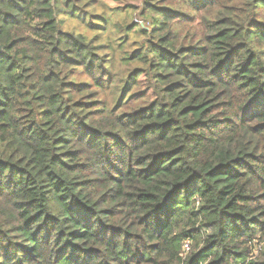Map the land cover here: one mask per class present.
<instances>
[{
    "label": "trees",
    "instance_id": "trees-1",
    "mask_svg": "<svg viewBox=\"0 0 264 264\" xmlns=\"http://www.w3.org/2000/svg\"><path fill=\"white\" fill-rule=\"evenodd\" d=\"M52 2L59 0H38L34 12L40 23L29 28V36L21 30L25 9L16 0H0V95L4 97L0 100V167L13 177L20 174V180L10 178L9 185L28 196L15 205L23 208L20 214L0 205L5 258L20 252L31 264L55 231L56 264L74 262L81 251L91 249L97 232L103 235L110 228L128 237L139 236L130 230L134 227L149 233L147 248L157 254L156 242L167 234L180 249L184 264H237L241 257L251 256V250L237 251L232 241L256 235L257 229L264 231V190L254 194L253 185L245 186L246 173L264 184V21H248L249 31L244 35L250 39L243 41L238 39L240 30L232 28L238 23L234 0H142L143 6L129 8L148 24L132 19L120 26L124 33L110 37L104 34L115 21L103 14L102 0L75 4L64 0L55 16L49 7ZM58 17L60 28H56ZM173 21L178 28L170 30L168 24ZM81 24L86 31L79 28ZM50 29H55L54 38ZM256 38L260 43L254 42ZM89 47L92 51L84 56ZM225 53L231 54L230 79L224 78L229 61ZM208 61L213 64L210 72ZM81 66L83 74L78 75ZM97 68H102L103 77L89 82ZM93 84L109 96L99 98ZM234 92L247 94L239 115L230 111ZM16 96L24 105L17 112L27 116L19 115L14 123L6 124ZM112 97L111 111L132 118L134 131L141 134L131 154L137 161L135 167L129 165L114 174L90 172L81 162V150L67 147L71 140L64 135L51 140L54 151L44 147L56 135L48 128L54 115L65 124L80 116L85 128L108 134L87 117L102 120ZM19 124L23 127L15 137L5 134ZM153 125L164 130L158 137L163 146L160 151L142 135ZM188 144L191 152H186ZM145 148L151 151L138 155ZM209 150L207 163L197 161L179 179H170L176 175L172 168H183L182 161L188 163L193 155ZM4 155L9 159H3ZM147 156H166L167 163L146 168L140 161ZM44 157L49 163L36 168V161ZM65 174H71V179ZM49 177L53 179L45 183ZM160 188L169 195L163 198V227L157 234L144 218L159 205ZM48 193L55 194V200ZM46 204L61 205L64 221H70L72 229L59 228L60 216L45 213ZM135 204L145 206L144 215L125 229L119 221L124 219L125 207ZM97 212L108 218L98 230L95 221L100 217L93 216ZM185 242L191 245L183 255ZM140 259H148L147 252ZM161 264H168L166 256H161Z\"/></svg>",
    "mask_w": 264,
    "mask_h": 264
},
{
    "label": "clouds",
    "instance_id": "clouds-1",
    "mask_svg": "<svg viewBox=\"0 0 264 264\" xmlns=\"http://www.w3.org/2000/svg\"><path fill=\"white\" fill-rule=\"evenodd\" d=\"M18 4H20L25 11L21 13V19L23 21L22 32L25 35H31L29 28L33 24H39L40 21L36 19L34 9L38 7L37 2H33V0H16ZM77 0H71L72 4H75ZM156 2V0H153ZM236 3L235 16L234 19L238 21V23L232 25L233 30L239 29L240 35L238 37L239 40L248 41L250 38L245 36L244 33L249 31L248 21L259 19L264 21V0H234ZM117 4L122 7L121 0H117ZM107 5V6H105ZM83 5H81L82 7ZM143 6V4H141ZM49 7L53 9V15H57L58 10L63 9L64 0H59V3L52 2ZM116 5L111 2V0H104V3L101 5V9L105 17L113 18L114 20H121L123 23H127L132 18H138L135 12L131 10L120 12L115 11ZM97 9H89V11H96ZM153 15V14H149ZM66 21L68 18L65 16L62 18ZM87 23V20L85 21ZM99 23V21H96ZM143 24L144 22L141 21ZM62 26L61 19L58 17L56 28H60ZM79 28L83 31L84 26L81 24ZM168 28L170 30H175L178 28V25L175 21L170 22L168 24ZM115 28L110 27V32L105 33V36L110 35L111 32H114ZM50 33L55 37V29H50ZM163 34V33H161ZM48 34H44V39L47 40ZM255 43H260L259 38H256ZM107 43V40L105 41ZM63 47L67 48L68 45H64ZM114 48L115 45H112ZM92 51L91 47H89L88 51L84 54L87 56L88 53ZM71 54V53H70ZM225 55L229 56V61H226L224 78L230 79L231 73L229 68L227 67L231 61V54L225 53ZM84 56H77V59H84ZM243 57H241L242 59ZM87 60H85V64ZM98 63V62H97ZM209 69L207 72L211 71V67L213 66L211 61H208ZM240 61H236V70L238 69ZM207 72L201 73V75H206ZM78 75L83 74V66L77 70ZM103 77L102 68H97L95 70V75L91 79L88 77H83L85 79H89V82H93L96 78ZM58 87V86H57ZM94 90L99 93V98H103L109 96L108 92H101L100 89L95 88L93 84ZM118 91V90H117ZM246 93L234 92L232 94V107L230 111H234L239 115L240 106L245 103ZM4 97L0 95V100H3ZM114 97H112L111 102L108 105V111L105 112L104 117L98 119L95 116L87 117V119L92 121L93 126H99L104 132L108 134H103L102 132L93 131V128H85L83 121L80 116L73 117V122L71 124H65L64 121L59 120L58 115H54L51 118V123L48 125V128L54 132L56 135L51 136L48 141L44 144L45 148H48L54 151V146L51 144V140L56 139L57 135H64L67 139L71 140V143L67 146L72 149H80L82 155L80 157L81 162L86 164L89 168L90 172L96 174H102L107 172L109 174H114L115 171L120 169H124L129 165L135 167L137 161L131 155L135 149L138 147L136 137L141 135L134 131L133 124L135 121L126 116L120 115L118 112H112V104H114ZM49 107V105H45ZM24 105L20 102L18 96L14 97L12 101V105L9 108L8 119L4 121L6 124H12L15 122L16 118L19 115L27 116L24 112H17L18 108H23ZM35 107V105H33ZM123 111V110H121ZM41 124L43 121L39 116H34ZM67 118V117H66ZM239 121L237 120V123ZM23 127V124H19L15 130L9 127L7 133H5L9 137H15L16 133L19 132L20 128ZM135 127H140L139 124H136ZM59 130V131H57ZM163 129L158 128L153 125L149 129H145L143 132V137L145 140L149 141V143H154L157 151L162 149V145L158 139L159 136L163 134ZM112 132H116L117 135H112ZM79 139V142L77 140ZM15 142V141H13ZM183 143V141H181ZM34 147H36L34 145ZM151 151L149 148H145L142 150L144 152ZM191 145H186V152H191ZM27 155V154H26ZM211 156V150L209 152H202L200 155H193L191 160L188 163L181 162L183 164V168H172V171L176 174L170 179L177 180L180 178L182 173H187L190 168L189 165H195L197 161H199L200 165H203L208 162ZM3 159L7 160L9 157L4 155ZM49 163L47 157H44L42 160L36 161L35 167L40 168L43 167L44 164ZM144 167L148 168L152 166L154 163H167L166 156L164 157H153L147 156L144 160L140 161ZM236 162H233L235 164ZM242 164V162H239ZM233 166V165H230ZM11 168V165L8 166ZM61 173H63V169H58ZM241 171H244V168H241ZM67 178L71 179V174H65ZM12 178L14 181L20 180V174L17 173L14 177L11 172L4 171L2 167H0V205L6 206L17 214L23 212V208L15 207L17 201H22L28 199V196L23 191L14 190L9 185V180ZM53 177H49L45 183L51 181ZM246 187L248 185H253L255 188L254 194L258 193L260 190H264V184L260 183V180L257 177H253L251 174L246 173ZM153 184H156V181H153ZM180 187L179 185L177 186ZM160 197H158L159 205L153 206L151 210H149L148 215L144 218V223L148 225V228L152 231L159 234V231L163 227V214L161 212V207L166 202L163 198L167 197L169 193L165 191V189L160 188ZM48 198L50 200H55V194L48 193ZM71 199H75V197H70ZM52 212L54 215L58 214L60 216V224L59 228H63L65 231H69L72 229L73 225L70 221H64V211L61 205L59 204H46L45 205V213ZM145 206L140 204L132 205L131 207H125L124 209V219L119 221L125 229H128L129 224L132 223L134 219L138 216L144 215ZM95 217H100V219L95 221V228L98 230L102 225H106L108 222V218L101 215V213L97 212L93 214ZM51 221V216L48 218ZM22 221L17 220L16 223H20ZM47 223V221L45 222ZM54 223V222H53ZM116 223V221H113ZM35 230V229H34ZM59 230V229H57ZM135 233H139V236L128 237L125 232H120L116 229L105 228L103 235H100L97 232V238L93 242L91 249L88 252L81 251L78 254V259L76 261H60V264H161V256H166L168 259V264H184V261L181 260V251L174 244L169 241L168 235L165 234L161 237L159 241H157L158 245V254L154 252L152 249L147 248V245L151 242V236L145 230H141L138 227H134L130 229ZM256 235L246 234L243 237L232 241L235 245V249L241 253H247L248 250L252 251L251 256H243L238 261L237 264H251L253 260L264 261V231L256 230ZM140 237H143L141 239ZM56 233L52 232L51 240L48 243L47 247H44L40 250V256L31 262V264H56L57 254H56ZM231 246V244L229 245ZM82 247H87V245H82ZM184 247H188L187 244ZM96 249H99L97 251ZM147 252L148 259L141 260L140 254ZM135 253V255H133ZM186 255V253H183ZM0 264H27L25 258L22 253L16 252L14 256H10L9 258H5L4 251V241H0Z\"/></svg>",
    "mask_w": 264,
    "mask_h": 264
},
{
    "label": "rangeland",
    "instance_id": "rangeland-1",
    "mask_svg": "<svg viewBox=\"0 0 264 264\" xmlns=\"http://www.w3.org/2000/svg\"><path fill=\"white\" fill-rule=\"evenodd\" d=\"M111 2L113 3V4H115L116 5V7H115V9H113V10H115V11H120V12H125V11H128V10H131L130 8H129V5H136V6H140L141 5V3H142V0H121V2H122V7H120L119 6V4H117V0H111ZM102 4L104 3V0H102V2H101ZM105 6H107V5H105ZM97 11H101V9L99 8V9H97ZM132 12H135L136 13V15H137V17L138 18H132V19H134V20H137V19H141V17L138 15V12L136 11V10H131ZM132 19H130L127 23H129ZM142 20V19H141ZM115 21V24L114 25H111L110 27L111 28H115V31L114 32H111L110 33V37H117V36H119L121 33H124V30L123 29H120V26L122 25V24H126V23H123L121 20H119V19H117V20H114ZM143 21V20H142ZM144 23H143V25H146V24H148L146 21H143ZM74 24H71V27L73 26ZM109 32H110V29H109ZM191 240H189V242H190ZM192 243V242H191ZM191 245V244H190ZM188 251H185V253H187ZM253 253H251V255H252ZM255 261H260V260H255Z\"/></svg>",
    "mask_w": 264,
    "mask_h": 264
},
{
    "label": "built area",
    "instance_id": "built-area-1",
    "mask_svg": "<svg viewBox=\"0 0 264 264\" xmlns=\"http://www.w3.org/2000/svg\"><path fill=\"white\" fill-rule=\"evenodd\" d=\"M185 244H187L188 247H184V250H185V251H189V250H190V243H189V242H185ZM185 244H184V245H185Z\"/></svg>",
    "mask_w": 264,
    "mask_h": 264
},
{
    "label": "water",
    "instance_id": "water-1",
    "mask_svg": "<svg viewBox=\"0 0 264 264\" xmlns=\"http://www.w3.org/2000/svg\"><path fill=\"white\" fill-rule=\"evenodd\" d=\"M2 49V46H0V50Z\"/></svg>",
    "mask_w": 264,
    "mask_h": 264
}]
</instances>
